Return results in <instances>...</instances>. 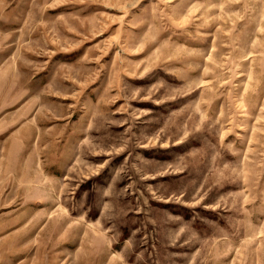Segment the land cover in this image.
<instances>
[{"label": "rangeland", "instance_id": "obj_1", "mask_svg": "<svg viewBox=\"0 0 264 264\" xmlns=\"http://www.w3.org/2000/svg\"><path fill=\"white\" fill-rule=\"evenodd\" d=\"M0 264H264V0H0Z\"/></svg>", "mask_w": 264, "mask_h": 264}]
</instances>
